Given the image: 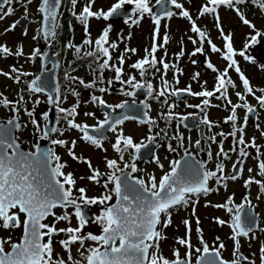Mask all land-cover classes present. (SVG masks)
Listing matches in <instances>:
<instances>
[{
    "label": "snow or ice",
    "instance_id": "1",
    "mask_svg": "<svg viewBox=\"0 0 264 264\" xmlns=\"http://www.w3.org/2000/svg\"><path fill=\"white\" fill-rule=\"evenodd\" d=\"M246 0H205V3L199 9V16L203 17L211 15L214 17V26L218 29L224 44L223 49L218 47L207 38L205 31L201 30L193 20L189 11L185 10L183 4L178 0H170L171 5L179 10V15L189 20L191 24V32L197 34L199 40L189 36L188 39L193 45H199L190 53L191 56H196L197 53L203 54V46L205 40L210 46L213 53H220L221 59L226 62V67L223 71L218 70L211 62L207 63V68L217 73L216 83L213 90H208L201 85L202 90L193 92L191 85L184 89L172 86V82L166 79L170 68H176V65H170L165 62L164 58H157L156 52L160 48H164L169 42L167 33L163 36V43H158L161 21L164 18L171 19L175 13L167 10L165 7L166 0H156V5L161 6V12L156 14L153 12V5L151 0H116L115 3L105 11L103 8L93 10L96 0H87L83 5L82 10L77 14L73 11L72 15L80 22L84 28L85 39L83 45L87 46L89 50L83 52V57H91L98 65L100 72L99 82L103 83V71L111 69L115 73V81H118L122 86H129L136 91H125L121 88V94L126 96H134L139 90H146L148 96H152L154 87L151 82H140L135 75H129L128 78L122 79L124 75L125 55L121 54L118 57V65L111 64L113 59L110 49L115 50L118 45L115 42H109V34L112 30V25L105 27L100 35L93 41L89 32V21L91 18L97 20L103 19L108 21L114 16L124 17V23L129 27L139 26L141 21L147 15L151 18L154 24L152 32V44L150 50L145 48V56L142 59L132 63L130 67L138 71L139 76L143 79L150 69L156 72L160 71L157 67L161 65L163 73L161 74V89L156 92L155 98L159 100L165 97L163 103L167 104V96H175L180 98L183 94L203 98L200 104L191 105L186 104L187 107L196 108L197 113H189L181 116L172 111L175 104L168 105V111L161 113L163 119L171 123L173 119L178 121L177 128L182 124L188 127L186 121L190 117H198L203 113L199 123L207 125L209 130L215 125L208 118L206 109L211 105L210 99H223L227 105H230V114L225 117V123L232 124V131L228 134L223 132L218 133L226 138V135L233 137L234 144L230 149L231 152H238V156L243 159H238L233 163L232 167L235 173L230 177L224 175V159H230L229 152L225 151L223 141L219 143V151L216 156L220 159L216 164L215 170H209L204 161L195 160L192 158V153L188 148L184 147V137L177 132L171 139L178 140L179 147L184 148V155L180 159H173L169 162V170L165 171L163 175L157 178L155 175H150L147 180L138 178L133 174L139 169L136 164L138 154L141 153L142 148H147L149 144L156 142L157 137L167 132L160 129L155 134L147 136L146 140H141L136 143L133 137L125 135L121 130L116 136L115 142L111 147L119 154V161L123 162V167H120L117 159L104 158L105 166L109 170L101 172L99 168L92 166L91 161L83 156H77L75 148L77 140H72L70 143L65 139H51V133H59L64 135V131L55 126L61 121L65 122L68 129L77 130L81 133L79 140L83 141L96 149L104 150L102 139H106L103 135V130L115 133L117 126L122 125L128 119H135L128 115L112 116L108 112L104 113V118L98 120L97 124L90 126L87 123L77 122L76 117L79 116V100L71 108L61 106L60 88L57 86L53 89L57 95L47 96V103L55 109L59 115L55 121V125L48 127L51 124L49 111H44L40 114V119L45 121L42 127L39 120L36 118V109L33 107L29 110L27 107L23 108V112L30 118V123L39 133L41 140H51L52 145L60 146L66 149L67 154L73 159L81 163H86L90 174L87 180L95 185H100L103 192L99 196H88L85 187L76 188L77 180L74 173H65L64 169L67 167L66 163L61 162V156L57 154L54 148L43 149L39 142L33 145L34 150L25 152L21 149V145L17 142V137L14 135V130H19L21 124L18 121L21 112V106L26 104L25 96L18 93V98L9 100L3 93H0V107L8 109L13 113L12 117L6 122V125H0V230L9 233L21 229V235L17 241H13L12 236L7 238L0 237V264H256L255 260L244 256L240 252V237L254 239L253 233L256 227V216L252 211L254 206L251 200L246 195L243 202L240 204L234 203L233 196H228L224 203L211 204L206 203L205 207H214L223 209L229 214L230 219L224 220L220 217H215L214 222L219 226L227 225L231 229L230 239L233 241L234 247L232 256L233 259L225 260L222 257V250L225 249V244L220 241L219 237L215 238L212 246L204 239L203 229L200 227L201 221L196 216V206L202 196H207L212 191H219V188L213 189L209 181L215 180L217 185L226 188L224 181L231 179L235 181L243 173V162L250 154L248 148L256 149V159L258 161V175L264 177V161L260 160V147L256 145L253 137L250 142L245 141L244 129L247 126L249 115L256 111V107L251 105L247 96H252L259 105L264 109V88L254 89L249 79L241 71L236 56L242 57L245 61L255 63V59L248 55L250 47L259 44L260 39L264 38V31L256 28L245 14L241 11L238 5L245 4ZM254 4L264 10V0H252ZM13 0H2L0 2V20L6 16H10L14 9L11 7ZM28 4L32 0H27ZM78 0H71L73 10L76 8ZM5 5H9L5 9ZM62 0H40L38 12L42 14L44 27L41 30L43 39L50 43L57 36L58 14L61 8ZM125 5H130L131 11L125 9ZM224 6L236 12L239 20L243 25L247 26L251 32L245 36L243 48L237 51L234 47L232 32L225 34L221 26L218 9ZM27 11V9H25ZM18 23V21L16 22ZM16 23L12 24L5 32L12 31L16 27ZM27 33L25 32V35ZM40 37L34 36L33 39ZM129 39L131 34H129ZM123 39V38H122ZM182 43V42H181ZM75 49L77 54L82 52V46L68 45ZM135 48L125 47L124 52L136 53ZM23 46H17L15 51L6 44H0V58H8L11 56H24ZM46 53H41L39 48H35L30 53L28 59L35 60L40 56H46ZM167 53L165 52V56ZM184 55L183 47L177 55V59ZM102 61V62H101ZM195 64L196 61L192 60ZM260 67L264 69V64ZM229 70H233L238 74L239 80L243 86V92L237 91L236 97L241 103L233 104L228 90L229 87L236 88L237 85L229 76ZM177 71H181L177 69ZM15 73V75H13ZM0 75H4L17 84L21 82V77L29 76L31 73L22 72L20 69L13 66L10 72H3L0 70ZM200 73H194L193 80H198ZM73 82L78 81V84L84 88L95 87L97 80L85 82L83 79L76 77H68ZM174 80L178 84L179 79L174 75ZM26 89H21V93L25 91L30 94L46 93L48 89V82L43 80L40 75L30 81H24ZM108 85L111 86L112 80H109ZM206 83V82H205ZM99 92L105 93L109 89L100 87ZM259 92L260 95L256 93ZM219 93V96L216 94ZM72 95L79 97V93L72 89ZM91 102L110 108L112 112L116 109H124L127 101L111 105L97 95L91 96ZM40 101L36 100L35 104ZM145 109L143 116L140 119L141 124L149 125V133H152L153 126H157L156 120L148 115L150 106L141 101ZM244 109V123L238 126L237 110ZM84 116L95 118V113L85 112ZM259 128V124L256 125ZM92 132L100 133L98 138L90 134ZM237 133L239 136L237 137ZM264 136V132H261ZM190 139V138H189ZM213 143L216 142V136L209 137ZM201 141L196 140L197 147L200 146ZM169 152H175L176 148L171 143L167 144ZM130 152L131 162L125 161L124 154ZM209 159L212 158V153H208ZM154 162L161 168L164 165L160 163L158 157H153ZM240 165V167H238ZM130 169V171H129ZM253 169L249 168L251 173ZM219 174V175H218ZM81 180L85 177H80ZM256 184L259 186V191L264 194V180H258L253 176H249L244 180V187L248 188L250 185ZM111 185L112 187H109ZM115 197V202L113 198ZM260 197L258 196L257 199ZM103 206L100 209L99 215L91 213V206ZM61 209V214L57 215L55 209ZM191 208V217H195L196 228L195 232L199 246L192 242V222L189 218L181 220L185 227V235L183 237H176L175 243L184 248L183 256L179 248H174L171 259L165 257L160 250V241L167 239L163 235V229H167L172 225L173 211L184 209L185 211ZM71 209V211H69ZM52 217V222L48 223V218ZM73 217L76 220L77 226L72 227ZM66 222L69 226L64 228H57V224ZM94 223L99 226L100 233L93 232L84 233V228L89 224ZM264 231V229H261ZM63 233L67 238L59 240L62 250L67 254V259L63 257H54L53 237ZM47 238V239H45ZM87 241L93 242L92 246L85 247ZM79 245L77 252L80 259L73 257L72 247ZM6 245L8 248H6ZM260 264H264V244L259 248Z\"/></svg>",
    "mask_w": 264,
    "mask_h": 264
},
{
    "label": "flooded vegetation",
    "instance_id": "2",
    "mask_svg": "<svg viewBox=\"0 0 264 264\" xmlns=\"http://www.w3.org/2000/svg\"><path fill=\"white\" fill-rule=\"evenodd\" d=\"M115 2L116 0H96L95 5L93 6V10L95 11L103 8L106 11L111 6V4ZM178 2L183 4L184 9L189 11L190 15L192 16L193 20L196 22L197 26L201 28V23L204 21L203 17L205 16L203 17L199 16V9L205 3V0H178ZM39 3L40 0H32L31 4H28L27 0H13V3L11 4V7L14 9L13 13L10 16H6L3 20H0V27H2L0 28V44H6L10 48H12L13 51H15L17 46L22 45L25 54L22 57L11 56L8 58H0V70H2L3 72H10L11 68L15 66L16 68L20 69L22 72L31 73V75L29 76L21 77V82L19 84L15 83L13 79H9L4 75H0V93H3L1 91V82H2L11 91L10 93L9 92L3 93L4 96H6L9 100L17 99L18 93H20L25 96V100L27 101L26 104L21 106V112L18 117V121L21 124V128L19 130H14V135L18 138L17 142L21 145V149L23 151L25 152L33 151L34 150L33 145L36 144L37 142L39 143L41 142V145L43 144L42 146L43 149L49 147L54 148L57 154L61 156V162L66 163L67 161V159L64 160L63 158V155L67 152L66 149L59 150L60 146L52 145L50 139L41 140L39 138L40 134L36 133L35 128L30 123V118L26 116L23 112L24 107H27L29 110L35 107L36 118L39 120L42 127L45 125L46 122L40 119V114L47 110L49 111V116H50V114L53 112L54 121L53 123L48 124V127H52L53 125H55V121L59 113H57L55 109L52 108L47 103V96L49 95L48 91H46V93L34 94V96L37 97V99L34 100L30 99V97L33 95L28 94L26 91L24 93H21V89H26V85L24 81L26 80L30 81L31 79L35 78V76H37L38 73L41 71L45 72V74H48L50 73L51 70H53V74L55 76L57 86H59L60 88V97L62 101L61 106L65 108H71L77 103V100H79V108L81 106L87 105L90 106L89 111L95 113V118L91 117V119H81V121L77 119L78 117L77 116L76 117L77 122L87 123L90 126H94L97 124L98 120H102L104 118L105 112H108L112 116H121L120 115L121 109H116L115 112H112L110 108H106L105 106L98 104H93L91 102L92 95L101 96L107 102V104H111V105H116L127 101L126 106H131L135 109L136 115L135 116L131 115L130 117H136V118L128 119L122 125H118L117 131L115 133L111 131H107L106 129L103 130V135L106 136V139H102L103 146L104 147L107 146V148L109 147V149L113 152L115 151L113 150L111 145L112 143L115 142V138L120 133L121 130L125 135L133 137L136 143H139L141 140H144L147 143L146 140L147 137L144 136L143 129L145 126L147 127V129H149V125L141 124L139 122L140 119L144 118L143 113L145 111L143 105L141 104V101L145 102L150 106V108L148 109V115L152 119L156 120L157 126H153L152 133H149L148 131L147 136L159 132L160 129H164L167 132V136H164V134L161 133V135L157 137L155 143L149 144L147 148L141 149V153L138 154V158L136 160V164L139 170L133 174L134 176L138 178H144L145 180H147V178L150 175H155L157 178H159L161 175H163L165 171L169 170V162L171 160L180 159L184 155V148L179 147L180 142L178 140L171 139V137L173 135H176L177 132L183 135L184 147L188 148V150L192 153V158L195 160L204 161L209 170H215L216 164L219 162L220 159H223V158H218L216 156V153L219 151V143L220 141H223V147L225 151L229 152V156H230V159L223 160L224 175L226 177H230L231 175L237 174L234 172L232 165L238 159H243V158H240L238 156V152L230 151V149L233 147L234 144L233 137L230 135H226L225 138L220 135H217L218 133L221 132L228 134L232 131V124L230 122L229 123L224 122L225 117H227L230 114V105H227L226 101H224L223 99H216L215 97L210 99V103L212 106L208 107L206 109V112L208 114V118L210 119V121H212L213 124L215 125L214 127L211 128V130H209L207 125L199 123V120L200 118H202L203 113H200L199 116L195 118L190 117L189 120L186 121L188 127H185L184 125L181 124L177 128V124H178L177 120L173 119L171 123H169L168 121L162 118L161 113H166L168 111L169 104H175L176 106L174 109H172V111L180 114L181 116L188 115L189 113H197L198 110L196 108L187 107L186 104H191V105L200 104L203 98L190 96L187 94H183L180 98H177L175 96H167L166 97L167 104H164L163 101L165 97H161L159 100L155 98L156 92H158L162 87L161 85V74L163 73L162 66L161 65L157 66L160 68L159 72H156L154 69H150L143 79L139 76L138 71L133 70L130 67L132 63L136 62L139 59H142L145 55L142 47L140 48L134 44L128 45V43L131 41V39H135V38L138 39L140 35H142L141 28L144 23H148L149 25H152V28L149 29V31L147 32V35H149V37H152V32L155 26L152 23L150 17L146 15L145 18L139 24V26H132V27H129L124 23L123 16H119V17L114 16L113 18H110L108 21H105L103 19L97 20L95 18H91L89 21V32H90V37L93 41H95V39L100 35L101 31L105 27H107L109 24L112 25V30L109 34V42L110 43L115 42L118 45V47L115 50L110 49L111 55L113 57L110 63L118 65V57L121 54L125 55L126 62L123 66L124 75L122 76V79L126 80L129 75H135L138 81L142 83L151 82L153 84L154 92L151 97L148 96L146 90H139L134 96H126L121 94L122 87L125 89V91H129V92L136 90L126 85L122 86L118 81H115V73L111 69H105L103 71L102 73L103 83H100L99 82L100 72L98 69V65L93 60V58L83 57V52L89 50L87 46L83 45V41L86 38L85 32L83 26L72 15V13L73 11H75L77 14H79V12L82 10L83 5L86 4L87 2L84 3L78 0L76 8L73 10L71 6V0H62V5L61 8L59 9V14H58V24H59V27L57 29L58 34L53 40H51L50 43L46 42L42 37L41 30L44 27V21L42 14L38 12ZM151 5L154 6L153 7V11H154L155 7L157 6L156 0H151ZM7 7H9V5H5V9H7ZM131 7L132 6L130 5H125V9H127L129 12L131 11ZM165 7L169 8V10L174 12L175 15L171 19L168 18L162 19L160 29H162V27L164 28L163 30H160V34H159V37L162 39L161 43H163V36L165 35V33H167V35L169 36V42L173 41L175 45L181 46L182 44L181 42H184L185 40L188 39L189 36L195 33H192L190 30L191 24L189 20L179 15V10L175 9V7L171 5L170 0H166ZM238 7H240L241 11L250 21H251L249 17V15H251L250 11L252 9L254 11H258L259 17L262 18L263 21L262 26L264 27V10H262L258 4H254L252 0H246L245 4L238 5ZM25 9H27V11H25ZM232 11L236 15V12L234 10ZM155 13L159 14L157 12ZM7 17L8 19H6ZM17 21L18 23H16ZM14 23H16V27L12 31L5 32V29L9 28ZM25 32L27 33L26 35ZM182 32L184 34L181 36ZM172 33L175 35L174 37ZM129 34H131L130 39L128 38ZM195 35L197 36V34ZM34 36L40 38L33 39ZM197 40H199V37L197 38ZM243 43L244 41L241 43L240 47L234 45L235 49L237 51L241 50L243 48ZM70 44L82 46V52L80 54H77L74 48L68 46ZM125 47L135 48L137 51L135 54L131 52L125 53L124 52ZM35 48H39L42 54L46 53L47 55L37 57L35 58V60L28 59L30 53ZM181 48L182 47H180L179 50L171 51L168 50L167 45H165L164 48H160L163 49V53L161 54V56H157V58L158 59L164 58L165 62L169 63L170 65H176V68L169 69L166 76V79L172 82L173 87L184 89L189 85H191V89L193 92H199L202 90L201 85H203L204 87L206 86L205 83L206 78L211 72H213L210 69H208L206 66L207 63L210 61L207 60V54L204 51L203 54L197 53L196 56H191V58H193L192 60L195 61L197 58H201L202 64H198L196 61V63L194 64L195 68L189 70L188 69L189 61L185 58V55L190 56L191 51L184 50L183 48L184 55L179 59H177V55L180 53ZM165 52L167 53L166 56H165ZM262 52H264V48L258 45V46L250 47L247 54L255 59L256 55ZM235 59L238 61L239 66L241 62L244 63L245 65L254 64L245 61L242 57L239 56H236ZM238 59H240V62ZM260 63L264 64V55L260 57ZM224 68L225 67H223L222 69L219 68L217 69L223 71ZM177 69L181 71H177ZM230 71H232L235 74L236 79L232 78L231 76L230 78L237 85V87L236 88L229 87L228 94L229 96L230 95L235 96V100H232L230 98L233 104L241 103L236 97L235 93L237 91L243 92L242 83L239 80L238 74L233 70H229V74ZM197 72L200 73V76L198 80H193L192 76L194 73ZM13 75H15V73H13ZM174 75L179 79L178 84L174 80ZM215 75H217V73H215ZM66 76L83 79L85 82H91L95 79L97 80V83L95 87L86 89L83 86L79 85L78 81L73 82L71 79H66ZM247 78L249 79L250 84L254 89L264 88V85H259L255 82L253 84V82H251V78L250 77ZM109 80L113 81L111 86H109L107 83ZM196 82L199 83L198 86L200 87L199 90L194 89L195 87H197ZM214 86L210 88V90H213ZM100 87H105L108 88L109 90L105 93H101L98 90ZM72 89H75L79 93V97L72 95ZM51 92L52 94L50 95H53L54 97L57 95V93L54 92L53 89L51 90ZM256 94L260 95L259 92H257ZM216 95L219 96V93H217ZM36 100L40 101L38 105L35 104ZM247 100L251 105L256 107V111L249 115L247 126L244 129L245 141L250 142L254 137L256 145L260 147L261 153H264V136L261 135V132H264V109L259 107L257 101L252 96H247ZM212 109L216 110L218 114L212 116L211 115ZM12 115L13 113H11L8 109L4 107H0V125L6 123L7 120L12 117ZM237 116H238V126L243 125L245 110L238 109ZM257 124H259V128L256 127ZM55 126L62 129L64 131V134L67 132H72L74 130V129H68L66 123L63 121H61L60 124ZM130 128H135L137 135H135ZM74 131H76L77 137H80L81 133H79L77 130ZM90 134L95 135L98 138L101 136L100 133L92 132L91 129H90ZM213 135L216 136L215 143L209 140V137ZM50 136L51 139H65L69 141V143L74 139L77 140L75 136L74 137L72 136L68 137L65 135L60 136L59 133H51ZM238 136L239 133H237V137ZM196 140L201 141L199 147H197L195 144ZM168 143H171L172 146L176 148L175 152L168 151L167 149ZM90 147L95 148L93 146ZM209 151L212 153L211 159H209L208 156ZM247 151L249 152L250 155L246 159H244L242 165L243 167L242 175H240L239 178L236 179L235 181L231 179H226L224 181V183L227 185L226 188L217 185L214 179L210 180L209 181L210 186L213 189L219 188V191L214 190L211 193H209L207 196H202L200 199L204 201H210L211 204L224 203L226 199H220V196L225 190H227L226 191L227 196H233V198L237 196V198L234 199V203L240 204L241 202H243L244 196L247 195L251 200L252 205L254 206L253 208L254 211L258 213V225L255 227L253 231L254 233L257 230L264 229V194H262L259 191V186L256 184H252L248 188H245L244 180H246L249 176H253L258 180H264V177H260L257 174L258 168L257 169L254 168V166L258 164V161L256 159L257 156L256 149L248 148ZM76 155L78 156V154ZM124 156H125V161L130 163L131 162L130 152H126ZM153 157L159 158L160 163L164 165L163 169H161L154 162ZM115 159L118 160V163L122 168L123 162L119 161L118 153ZM260 160L264 161V155H262ZM150 165L153 166V170H149L151 172L148 175H146L145 167ZM238 167H240V165H238ZM249 168L253 169L251 173L248 172ZM239 186L242 187L241 192ZM250 187L257 188V192H259L258 196L260 197L259 199L263 200L261 206H258L255 203L256 198L250 192L249 190ZM99 195L100 194H94L88 196L91 197V196H99ZM240 196L242 198H240ZM112 202H115V197L113 198ZM102 207L103 206H99V205L91 206V213L95 215H99L100 209ZM54 211L57 214H61L62 212V210L59 208L55 209ZM69 211H71V209H69ZM222 211L223 213H226V211H224L223 209ZM187 214L188 216H185V218L195 219V217H191L190 215L191 208L187 212ZM196 216L199 217L198 213H196ZM51 218L52 217H49L48 220H50ZM227 220L228 219H226V221ZM223 227L229 228L227 225ZM90 231L93 232L94 234H99L100 228L98 225L89 222V224L84 228V233H88ZM21 232H22L21 229H17L11 233L0 230V237L7 238L9 235H11L13 241H17L21 235ZM163 235L165 236V229H163ZM59 240L60 239L57 238V236L53 237L54 257H63V255H61L60 252L56 251L57 245L60 246ZM166 241L167 239H162L160 243ZM92 245L93 243H91V246ZM6 248H8L7 245ZM232 252H233V246L231 247V250L229 251L228 255H225L224 250H222L223 259L229 261L233 259ZM240 252L243 253L244 256L248 257V254L244 253L241 250ZM181 255L183 256V254ZM164 256L169 259L173 258L172 254L169 256L166 255ZM79 259L80 258L77 257V260Z\"/></svg>",
    "mask_w": 264,
    "mask_h": 264
},
{
    "label": "rangeland",
    "instance_id": "3",
    "mask_svg": "<svg viewBox=\"0 0 264 264\" xmlns=\"http://www.w3.org/2000/svg\"><path fill=\"white\" fill-rule=\"evenodd\" d=\"M80 2H84L86 3L87 0H80ZM218 13L220 16V21H221V26L223 27V30L225 32V34L232 32L234 34L233 36V43L234 45H236L237 47L241 46V43L244 41L245 36L248 35L251 30L242 24V22L239 20V18L234 14V12L231 9H227L226 7H221L218 9ZM249 17L251 19V21L255 24L256 28L264 31V27L262 26V18L259 17V12L258 11H254L253 9L250 11ZM8 19V17L6 18ZM204 21L201 23V29L203 31L206 32L207 34V38H210L212 40L213 43H215L218 47H220L221 49H223V44L224 41L222 39V37L219 34L218 29L214 26V17L211 15H207L205 17H203ZM186 25V24H185ZM2 28V27H0ZM152 28V25H149L148 23H144L142 25V35H140V37L138 39H131V41L128 43V45H137L138 47H142L143 48V52L145 55V48H148L150 50L151 48V44H152V39L151 37H149V35H147V32L149 31V29ZM164 27H162L163 30ZM187 29V26H186ZM189 32V31H187ZM178 34V33H177ZM176 34V35H177ZM184 33H181V36ZM173 37L175 36L172 33ZM194 39H197L198 37L195 34L191 35ZM158 43L162 42V39L160 38L158 41ZM260 45L261 47L264 48V38L260 39L259 44L255 45L258 46ZM199 46L197 45H193L189 39L185 40L184 42H182L181 46L179 45H175L173 41L168 42L167 47L168 50L174 51V50H179L180 47H183L184 50L187 51H193L195 47ZM203 51L207 54V60L210 61L215 67L222 69L223 67H226V62L221 59V54L220 53H213L211 51L210 46L207 44V40H205L204 46H203ZM163 53V49H159L156 52V56H161V54ZM264 55V52L257 54L256 58H255V63L252 65H245L244 63L241 62L240 64V68L241 71L247 76L251 78V82H254L259 84V85H264V69H262L260 67L261 63H260V57ZM185 58L189 61V67L188 69L192 70L195 68V65L192 63V59L190 56L185 55ZM240 62V59H238ZM229 76H231L232 78H235V74L230 71ZM216 75L215 72H211L208 77L206 78V86L207 89L210 90V88H212L215 83H216ZM197 87H195V90H199L200 87L199 83L196 82ZM1 91L3 93L5 92H11L9 88H7V86H5L4 83L1 82ZM232 92V91H229ZM232 100H235V96L230 95L229 96ZM31 100L37 99L36 96H31L30 97ZM40 106V105H39ZM90 106H81L79 108V116L77 117V119H79L81 121V119H91V117H86L84 116L85 112H90L89 111ZM218 112L214 109L211 110V115L215 116L217 115ZM129 129V128H128ZM132 130V132L136 134V129L135 128H130ZM70 133V134H69ZM147 133H148V129L145 126L143 129V134L145 137H147ZM65 136H72V137H76L77 138V146L75 148V153L78 154V156H83L84 158H87L91 161V164L93 167L95 168H99L101 172H107L109 171L106 166H105V161L104 158L105 156L107 158L110 159H115L117 157V153L111 151L109 149V147L107 148L104 147V149H106L107 151L105 152L104 150L101 149H96V148H92L90 147V145L84 143L83 141L79 140V137H77V133L76 131H72V132H67L64 134ZM65 148L63 147H59V150H64ZM262 157V155L260 156V158ZM64 160L67 159L66 164L67 167L64 169L65 173L67 172H72L74 173V177L77 180V184H76V188L79 187H85L87 189V194L88 195H94V194H101L104 190L102 188V186L100 185H95L91 182H89L87 180V176L90 174L89 172V168L88 165L86 163H81L78 162L76 160H73L68 154L67 152L63 155ZM255 169H257V165L254 166ZM147 169V171H146ZM149 170H153V166H146L145 167V174L148 175L151 171ZM149 171V172H148ZM257 173V170H256ZM85 177V179L81 180L80 177ZM109 187H111V185H109ZM240 188V192L242 191V187L239 186ZM250 192L254 195V197L256 198L255 203L258 206H261L263 203V200L261 199H257L259 192H257V188L255 187H250L249 188ZM227 190H225L221 196L220 199H226ZM237 196L234 197V199H236ZM240 198H242L240 196ZM221 201V200H218ZM210 201H204L202 199L199 200V203L196 206V213H198L199 215V219L201 221L200 227H202L203 229V236L204 239L209 243L210 246L213 245V243L215 242V238L219 237L220 241L223 242L225 244V249H224V254L228 255L229 251L231 250V247H234L233 241L229 238L231 235V230L227 227H223V226H219L218 224H216L214 222V218L215 217H220L224 220L226 219H230V217L228 216L227 213H223L222 209H216L213 208L211 206L209 207H205L206 203H209ZM190 210V208H188L186 211L184 209H180L179 211H173L172 214V225L165 229V236L167 237V241L166 242H161L160 243V250L162 252L163 255L169 256L172 254V251L174 248H179L180 253L184 254L185 249L180 247L179 245H177L175 243V238L176 237H183L185 235V227L182 225L181 220L185 218V216H188L187 212ZM59 215V214H57ZM191 222H192V228H193V232H192V242L194 245L199 246L198 241H197V236L199 235L198 233L195 232V228H196V223H195V219L191 218ZM52 222V218L50 220H48V223ZM69 225L66 222H61L59 224H57V228H64V227H68ZM72 227L77 226L76 224V220L73 217L72 219V223H71ZM251 236H254V239L249 240L248 238H244V237H240V250L243 251L244 253L248 254V257L252 260H255L256 264H260V253H259V248L261 246V244H264V231L262 230H257L256 232L252 233ZM57 238L61 239H66L67 237L61 233L60 235L57 236ZM91 241H87L85 244V247L91 246ZM217 245L219 242H215ZM79 248V245H74L72 247V254L73 257L75 259L80 258L79 254L77 252V249ZM56 251L60 252L61 255H63L64 259H67V254L60 248L59 245H57L56 247Z\"/></svg>",
    "mask_w": 264,
    "mask_h": 264
},
{
    "label": "water",
    "instance_id": "4",
    "mask_svg": "<svg viewBox=\"0 0 264 264\" xmlns=\"http://www.w3.org/2000/svg\"><path fill=\"white\" fill-rule=\"evenodd\" d=\"M0 2H2V0H0ZM167 10H169V8H167ZM154 13L157 12V13H160L161 12V6L157 5L153 11ZM201 58H197L196 61L198 64H202L201 62ZM38 75L41 76V78L43 80H46L48 82V93L49 94H52L51 90L56 88L57 86V82L55 80V76L53 74V70L50 71V73L48 74H45V72H39ZM127 113V114H126ZM128 115V116H135L136 115V112H135V109L131 106H126L124 109H121V112H120V115L123 116V115ZM50 120L54 121V116H53V112L50 114ZM1 125H6V123H3ZM40 145H41V142H40ZM43 146V144L41 145V147ZM252 211L255 213V216L257 218L256 220V226L258 225V213L254 211V209H252Z\"/></svg>",
    "mask_w": 264,
    "mask_h": 264
}]
</instances>
